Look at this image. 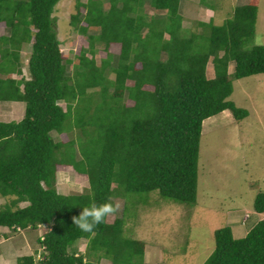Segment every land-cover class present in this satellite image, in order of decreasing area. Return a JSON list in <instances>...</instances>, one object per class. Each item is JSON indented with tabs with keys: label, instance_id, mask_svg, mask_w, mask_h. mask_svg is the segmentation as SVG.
<instances>
[{
	"label": "trees",
	"instance_id": "16d2710c",
	"mask_svg": "<svg viewBox=\"0 0 264 264\" xmlns=\"http://www.w3.org/2000/svg\"><path fill=\"white\" fill-rule=\"evenodd\" d=\"M60 1L0 0V27L9 29L0 34V101L26 106L22 120L0 121V199L7 200L0 226L50 227L37 240L47 253L38 263L25 257L19 264H146L147 244L125 236L123 216L113 222L107 216L90 233L74 219L82 208L124 200L126 193L158 191L197 203L204 121L225 111L246 118L248 110L231 100L234 81L264 74V45L245 47L256 34L260 0L237 6L222 25L199 22L201 32L184 28L181 0H110L108 9L104 0H76L71 23L78 33L100 29L88 35L76 64L60 48L54 16ZM147 4L161 14H148ZM97 44L107 54L100 65ZM27 45L29 76L22 66ZM60 166L86 176L87 191L60 194ZM253 208L245 236H235V221L214 231L216 246L205 264H264V190ZM83 239L80 253L75 245Z\"/></svg>",
	"mask_w": 264,
	"mask_h": 264
},
{
	"label": "rangeland",
	"instance_id": "374dc122",
	"mask_svg": "<svg viewBox=\"0 0 264 264\" xmlns=\"http://www.w3.org/2000/svg\"><path fill=\"white\" fill-rule=\"evenodd\" d=\"M104 1V6L108 9L110 0ZM249 2L250 0H207L202 4L200 0H181L179 12L184 17L185 29L195 28L201 32L203 27L199 22L207 24L213 19L215 25H222L237 6ZM76 4V0H61L54 12L60 48L66 58L74 59L75 64L78 63L76 56L82 49L89 47L88 35L100 31L99 28L91 27L87 37L78 33L71 23L72 16L79 11ZM80 11L83 15L86 10L81 7ZM146 11L150 15L161 14L150 4L146 5ZM3 33L8 35L9 29L0 27V34ZM257 45H264V0L259 2L255 37L246 42L245 47ZM102 46L97 44L95 59L98 65L107 56ZM119 49L120 45L117 43L110 46L114 63L118 60ZM22 55L24 75L29 76L30 45L24 48ZM88 56L91 57V54ZM162 59H167L166 54H163ZM234 65L231 63L230 71L234 70ZM72 68L73 65L69 67V71ZM213 68L211 60L208 65L210 77L213 76ZM14 77L21 78L20 75ZM128 83L133 84L132 81ZM231 100L237 106L247 109L249 115L237 121L229 111L204 121L196 204L175 202L162 197L158 191L126 193L124 200L113 198L112 204L115 202L119 208L117 215H109V221L113 222L116 216L124 217L125 236L147 244L149 256L145 260L146 264H205L216 246V229L235 221V236L240 238L252 226L246 222H250L249 218L254 215L253 206L258 192L264 190V74L234 81ZM62 105L65 103L62 102ZM25 107V103L0 101V121L22 120ZM52 134L55 139H59L57 132ZM56 188L60 194H79L87 191L89 181L72 168L60 166ZM6 202V199H0V204ZM26 205L28 203H21L20 206ZM243 217L245 224L241 231L240 222ZM47 231L48 228H45L44 232ZM87 243L83 239L77 244L80 253L86 251ZM102 264L111 263L104 259Z\"/></svg>",
	"mask_w": 264,
	"mask_h": 264
},
{
	"label": "crops",
	"instance_id": "0c3cea01",
	"mask_svg": "<svg viewBox=\"0 0 264 264\" xmlns=\"http://www.w3.org/2000/svg\"><path fill=\"white\" fill-rule=\"evenodd\" d=\"M227 112L229 111L223 113ZM242 220H244V217ZM42 232H44V229L41 231L38 229L32 231H17L8 227L0 226V264H19V259L25 257H32L36 262L37 254L39 252L37 240ZM75 248L79 251L78 245H76ZM148 256L149 253L146 255V259H148Z\"/></svg>",
	"mask_w": 264,
	"mask_h": 264
},
{
	"label": "clouds",
	"instance_id": "9594fccd",
	"mask_svg": "<svg viewBox=\"0 0 264 264\" xmlns=\"http://www.w3.org/2000/svg\"><path fill=\"white\" fill-rule=\"evenodd\" d=\"M119 208V205H113L111 203H104L100 205L92 204L91 206L87 208H82V213L74 219V222L77 227H79L82 231L85 232H92L93 229L103 223L105 221V218L114 212L117 211ZM21 227H16V230ZM45 228L50 229V227L46 224H41L38 226V230H43ZM22 229V228H21ZM23 231V229L21 230ZM46 232H42L39 235V238L43 241L44 235ZM39 252L37 254V260L36 263H38L42 258V253H47L44 246H40Z\"/></svg>",
	"mask_w": 264,
	"mask_h": 264
},
{
	"label": "built area",
	"instance_id": "2783aa9c",
	"mask_svg": "<svg viewBox=\"0 0 264 264\" xmlns=\"http://www.w3.org/2000/svg\"><path fill=\"white\" fill-rule=\"evenodd\" d=\"M19 231H21L22 229L21 228H18Z\"/></svg>",
	"mask_w": 264,
	"mask_h": 264
}]
</instances>
